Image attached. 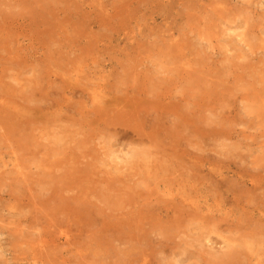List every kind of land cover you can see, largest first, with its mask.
<instances>
[{
    "label": "rangeland",
    "instance_id": "1",
    "mask_svg": "<svg viewBox=\"0 0 264 264\" xmlns=\"http://www.w3.org/2000/svg\"><path fill=\"white\" fill-rule=\"evenodd\" d=\"M0 1V264H264V0Z\"/></svg>",
    "mask_w": 264,
    "mask_h": 264
},
{
    "label": "bare ground",
    "instance_id": "2",
    "mask_svg": "<svg viewBox=\"0 0 264 264\" xmlns=\"http://www.w3.org/2000/svg\"><path fill=\"white\" fill-rule=\"evenodd\" d=\"M1 2V1H0ZM4 21V20H3ZM2 26V25H1ZM27 128V127H26ZM20 129V128H19ZM28 131V130H27ZM6 134V133H5ZM27 136V135H26ZM22 138H24V137H22ZM26 145V144H25ZM253 183H256V182H253ZM206 206V205H205ZM205 206H200V207H202V208H204ZM77 208V207H76ZM77 209H79V208H77ZM76 209V210H77ZM207 209V208H206ZM81 210V209H80ZM60 211V210H59ZM251 213H254V215L256 216V215H259L261 218H264V215H262L261 214V210H260V207L259 208H252V210L250 211ZM81 214V213H80ZM76 216V215H75ZM86 217V216H85ZM207 239V238H206ZM105 241V240H104ZM108 242V241H107ZM225 243V242H224ZM223 243V246H221L220 247V249H219V252H220V250H222V249H226V251L224 252V253H222L220 256L219 255H216L215 256V258H217V259H219V260H226V258H228V259H230L229 261H233V262H237L238 264H242V260H240V258L238 257L237 258V255H235L236 253H234L233 251H232V249H231V245L229 244V243H225L224 244ZM107 244V243H106ZM104 248V247H103ZM106 249V248H105ZM108 249H110V248H108ZM208 252V251H207ZM215 254V253H214ZM217 256H219V257H217ZM236 257V258H235ZM105 258V257H104ZM136 258V257H135ZM232 258H234V259H232ZM106 259V258H105ZM135 260V259H134ZM162 260V259H161ZM136 261H138V260H136ZM136 264H138V263H136ZM148 264H150V262L148 263ZM151 264H152V262H151Z\"/></svg>",
    "mask_w": 264,
    "mask_h": 264
}]
</instances>
